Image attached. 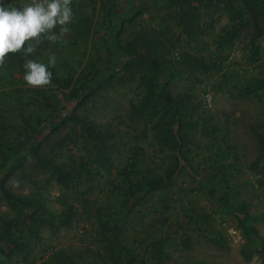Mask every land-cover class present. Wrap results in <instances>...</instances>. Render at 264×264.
Wrapping results in <instances>:
<instances>
[{
	"label": "rangeland",
	"instance_id": "obj_1",
	"mask_svg": "<svg viewBox=\"0 0 264 264\" xmlns=\"http://www.w3.org/2000/svg\"><path fill=\"white\" fill-rule=\"evenodd\" d=\"M173 2L71 0L68 34L36 46L35 61L48 64L56 58L48 86L27 85L12 62L0 66V213L14 216L2 196V181L15 195L41 192L49 221L51 214L72 208L68 227L37 225L24 251H0V264H39L58 250L83 255L79 264H100L89 251L100 247V224L108 221L117 226L118 239L127 248L124 264H264V92L246 93L256 77L264 81V36L256 38L248 0H233L246 26L234 42L220 46L219 36L230 25L227 12L217 0L208 6L195 0L201 30L190 39L172 18ZM30 3L0 0L9 8ZM258 23L264 32V15ZM119 33L124 43L133 35L160 34L173 48L161 80L168 82L172 96L184 100L186 112L193 109L181 132L180 152L161 146L154 123L131 117L139 93L137 70L122 57ZM184 50L204 60L208 69L185 72L175 61ZM216 63L220 71L214 69ZM208 93L210 107L204 101ZM81 118L108 136L113 147L108 168L92 164L94 149ZM28 138L39 145L41 155L74 170L86 165L88 172L72 189L61 188L35 167L36 159L24 158L19 148ZM176 156L182 161L172 185L125 201L120 192L136 172L131 160L144 175L164 176ZM240 205L256 218L252 226L258 241L244 235L236 211Z\"/></svg>",
	"mask_w": 264,
	"mask_h": 264
},
{
	"label": "trees",
	"instance_id": "obj_2",
	"mask_svg": "<svg viewBox=\"0 0 264 264\" xmlns=\"http://www.w3.org/2000/svg\"><path fill=\"white\" fill-rule=\"evenodd\" d=\"M207 6L212 4V0H200ZM235 1V0H234ZM217 3L223 5L229 16L230 25L225 29L224 35L219 36L220 46L234 42L238 38L240 29L246 26L241 11L237 9L233 0H217ZM248 5L254 12L249 14L250 19L256 29V38L264 36V32L258 23V16L264 15V0H248ZM172 5V18L175 23L182 29L188 38H196L201 30L199 6L195 0H174ZM117 43L122 57H126L137 70L133 73L139 89L138 96L132 104L131 117L142 118L147 123H154V129L157 130L158 141L164 148L172 152H180L182 148L181 132L185 127V120L193 115V109L190 112L185 111L183 107L184 100L179 96H172L167 90L168 82L164 83L161 78V71L167 67L168 61L166 55L172 53L163 40V35L150 33L149 35H133L125 43L120 40V33L117 35ZM180 57L175 61L181 64L183 70L194 74L196 72L207 70V63L200 57L190 54L188 51H182ZM26 59L35 61V52L27 57L21 53H9L6 62H12L23 74H25L24 64ZM214 69L220 71V64H214ZM52 77H55V71L49 68ZM24 77V75H23ZM171 78L174 75L171 74ZM254 85H250L246 93L258 95L264 92V81L260 78L254 79ZM70 118V116H69ZM85 137L92 144L94 156L92 164L99 169L108 168L111 161L112 145L108 136L101 128L88 120L87 118L78 119ZM215 133L220 132L218 124L214 126ZM31 138L24 140L19 150H23L25 159H36L35 167L47 172L57 185L65 190L72 189L83 173L86 165L81 170H74L73 166L60 164L53 157L43 156L39 153V145L30 143ZM261 151L264 152V129L260 134ZM218 153L226 156L225 153L218 149ZM19 153V152H18ZM20 154V153H19ZM180 157L176 156V164L173 168H167L164 176H148L136 170V164L131 160L130 167L135 170V176L127 180L126 190L121 191V196L125 201L134 197L137 193H152L163 190L172 185L175 172L181 165ZM50 179V180H51ZM2 196L6 204L10 207L14 216L0 213V251L4 252L9 248L12 255L25 249V240L34 233L37 225L49 224L52 227L55 222L58 227H68L72 208L62 211V213L51 214L50 221L45 217L48 209L44 204L43 194L41 192L30 195H15L4 187V181L1 182ZM239 216V222L243 233L246 237L259 240L256 229L252 224L256 221L245 212V205L236 208ZM252 219V220H251ZM103 241L97 250L89 251L92 261L98 260L100 264H124L127 248L121 244L118 239L117 226L108 222L101 223ZM219 247L224 248L221 240L212 238L211 240ZM83 255L76 254L65 250L53 252L49 259L39 264H79Z\"/></svg>",
	"mask_w": 264,
	"mask_h": 264
},
{
	"label": "clouds",
	"instance_id": "obj_3",
	"mask_svg": "<svg viewBox=\"0 0 264 264\" xmlns=\"http://www.w3.org/2000/svg\"><path fill=\"white\" fill-rule=\"evenodd\" d=\"M72 18L71 0H31L22 8L0 4V66L5 64L9 53L23 52L27 57L45 39L57 42L68 34L67 25ZM55 65V56L49 58L48 64L26 59L23 79L31 87H46L52 79L49 67Z\"/></svg>",
	"mask_w": 264,
	"mask_h": 264
},
{
	"label": "built area",
	"instance_id": "obj_4",
	"mask_svg": "<svg viewBox=\"0 0 264 264\" xmlns=\"http://www.w3.org/2000/svg\"><path fill=\"white\" fill-rule=\"evenodd\" d=\"M204 101H205V106L206 107H210L211 106V95H210V93H208L205 96Z\"/></svg>",
	"mask_w": 264,
	"mask_h": 264
}]
</instances>
